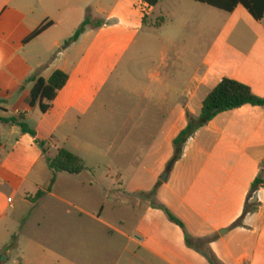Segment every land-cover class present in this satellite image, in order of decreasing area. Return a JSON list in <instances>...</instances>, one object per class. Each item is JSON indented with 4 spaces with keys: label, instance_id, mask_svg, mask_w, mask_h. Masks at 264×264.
I'll use <instances>...</instances> for the list:
<instances>
[{
    "label": "crops",
    "instance_id": "obj_1",
    "mask_svg": "<svg viewBox=\"0 0 264 264\" xmlns=\"http://www.w3.org/2000/svg\"><path fill=\"white\" fill-rule=\"evenodd\" d=\"M79 1L80 11L88 15L90 23L104 17L105 10L96 8L95 0ZM115 1L111 10L121 9V0ZM173 5L171 0H160L148 8L140 0L130 4L127 16L119 21L132 35L141 29L158 33L171 16ZM179 5L184 12L188 5L193 10L176 23L179 35L156 38L162 48H179L171 57L172 69L177 70L167 71L169 56L160 52V68L145 75L142 93L130 91L136 105L128 109L126 123L116 124L118 133L121 129L126 134L108 142L107 152L113 155L103 174L114 182L106 193L114 203L112 209H127V216L118 217L113 224L102 218L103 205L109 197L94 213L85 210V197L80 204L59 199L76 212L64 218L65 234L70 240L80 241L89 237L98 240L105 234L109 245L104 248L113 255V264H212L209 257L215 264H264V108L244 106L217 115L188 139L180 159L165 173L173 157V141L187 126V114L198 117L203 101L222 79L242 84L264 100V19L255 21L241 6L228 14L190 0H179ZM53 8L62 16L67 35L51 45L39 43L31 54L27 51L30 44L56 25L48 20ZM70 12L71 0H0V93L6 99L19 95L23 82L33 73L48 81L54 72L61 71L67 75V83L51 107L41 113L45 115L54 107L71 79L66 61L59 62L80 44L88 28L76 42L60 51L63 40L70 35L71 29L66 26ZM40 15L43 22L39 21ZM45 23L51 26L23 44ZM94 50L98 52L97 47ZM54 51V63L44 68ZM114 54V49L99 52L98 63L109 64ZM104 76L93 70L79 90L66 91L70 98L59 126L80 123L82 119L84 125L76 137L65 138L61 147L50 141L47 147L41 144L39 151L38 145L29 144L28 135L17 126L0 123V263L9 264L15 253L18 264H25L22 237L29 225L39 228L40 221L33 216L49 206L47 200L55 198L53 187L58 174L47 192L51 179L47 159H54L60 149H65L79 157L85 167L79 175L64 174L69 182H80L81 192L98 183L96 174L101 166L88 165L86 157L103 152L102 141L88 134L96 136L99 127L96 109L100 107L99 87ZM0 112L8 113L2 107ZM24 117L26 112L15 119L22 122ZM39 191L44 196L31 202L29 199ZM153 191V198H141ZM253 207L255 212L245 214V209ZM164 210L183 228L171 223ZM79 256L87 261L86 248L79 250ZM16 260L12 264H17Z\"/></svg>",
    "mask_w": 264,
    "mask_h": 264
},
{
    "label": "rangeland",
    "instance_id": "obj_2",
    "mask_svg": "<svg viewBox=\"0 0 264 264\" xmlns=\"http://www.w3.org/2000/svg\"><path fill=\"white\" fill-rule=\"evenodd\" d=\"M171 1L175 5L170 10L171 16L167 17L166 24L160 32L156 33L153 29H141L135 32L134 35L127 28H124L119 18H125L128 6L130 4H137L140 0H121V9L115 8L114 10H111V8L116 2L115 0L93 1L96 8L105 10V15L104 17L99 16L93 19L86 32L81 36L82 40L80 44L71 48L67 58L60 60L59 63L66 61L64 63L67 66L71 79L66 89L59 94L54 107L45 115L41 113L38 107L31 110L24 103L33 86L31 80L38 78L35 73L23 82V88L19 95L15 94L10 99H6L5 95L0 93V100L2 102L0 107L8 111L6 115L0 112V116L16 118L17 116L24 115L26 112V117L22 119V122L26 124L29 130L34 132V136L28 135L26 139L29 144H37L39 151H41V144L47 147L50 141L57 142L61 147V142L65 138L68 136L76 137L80 126L84 125L82 119L80 123L74 122L73 125L67 123L59 126L60 120L63 118L66 110V102L70 98L69 95L67 96L66 91L73 93L79 90L82 83L86 80V76L93 70L97 69L98 72L100 71L102 75H105L104 79H102L103 84L101 83L99 87L101 97L98 103L100 107L98 106L96 109L99 127L97 128L96 136L91 133L88 134V137H97L102 141L100 149L103 152H100L102 156H99V154L97 157L91 155L86 157L88 165L100 164L101 170L96 174L99 181L97 184H94L93 189L88 188L86 191L81 192L80 182L72 184L69 182L70 180L68 179L70 178L67 175H57L58 178L53 187L55 198L47 200L46 203L49 202V206L37 210L33 216L34 219L40 221L39 228L29 225L22 237V251L26 258L25 264H64L65 261L75 264H113V255H109V252L107 253L104 248L105 245H109V241L106 237L104 238L105 234H103V238H99L98 240L91 237L81 241L68 239L65 234L64 218L73 216L76 212L64 205L59 199L64 200V198H67L72 202L80 204L81 198L85 197V210L94 213L99 208V204L103 203L102 200L109 197L103 205L102 218L113 224L118 217L127 216V209L119 210L117 207H115V210L112 209L114 203L111 196L106 193L114 182L110 178L106 179V176L103 174L104 168H108V165L111 163L113 155V152H107L108 142L112 138L122 137L126 134V130H123L124 133H121V129L118 133L116 124L118 121L120 125L127 122L128 109L136 105L133 93H142L146 81L145 75L160 68V52L169 56L168 61L170 63L168 62V65L170 67L167 71L177 70L172 69L171 57L176 52H179V48H162L157 43L156 38L158 36L175 38L179 35L176 23L179 22V19L186 18V16L189 17L193 10L188 5V8H186L187 12H184L180 9L182 5H179V0ZM81 5V1L71 0L70 23L66 24L67 27H70L71 31L70 35L63 40L65 43L60 48V51L70 46L67 45L68 40L74 35L80 23L84 20L85 16L80 11ZM54 8L50 11L51 15L48 17V20L56 23L55 27L44 34L39 40L30 44L27 51H30L31 54L35 51L34 49L38 48L39 43L45 42L44 44L47 45L48 43V45H51L54 40H62L61 38L67 35L64 30L65 22L62 16L54 13ZM112 13L114 14L113 16ZM87 16L85 19L88 18ZM40 20H44L42 15L39 16ZM66 22H68L67 19ZM95 47L98 49L97 53L94 50ZM88 49L94 51L92 53H85ZM112 49H114L115 54L113 57L111 56L109 64L106 61L100 65L97 57L99 52H106ZM54 57H56V51L53 52L52 60L49 59L44 62V68L54 63ZM56 63H58V60ZM112 65L114 66L113 68L111 67ZM130 91H133V93ZM113 124L115 125L114 127ZM72 130H75V132L72 133ZM66 189H69L68 194H66ZM8 197L11 198V195H8ZM30 246L33 248L30 249ZM85 248L88 253L86 262L83 259L81 260L79 256V250H84ZM16 256L15 253L11 254L12 261L16 260ZM5 258H8V256L6 255ZM12 261L9 264H12ZM16 263L18 264V259ZM0 264L7 263L3 261Z\"/></svg>",
    "mask_w": 264,
    "mask_h": 264
},
{
    "label": "trees",
    "instance_id": "obj_3",
    "mask_svg": "<svg viewBox=\"0 0 264 264\" xmlns=\"http://www.w3.org/2000/svg\"><path fill=\"white\" fill-rule=\"evenodd\" d=\"M148 8L155 7L160 0H141ZM196 3L207 5L211 8L217 9L225 13H231L237 6L243 7L247 13L255 20L261 21L264 19V0H190ZM90 25V20L86 18L74 35L68 40L67 45H70L78 40L84 33L85 28ZM51 26V23H45L34 30L25 40L23 44H27L41 35ZM68 77L61 71H56L52 74L48 81L41 78L33 79V87L30 90L29 96L26 100L28 108L33 109L39 107L42 113H45L50 107L59 91H61L66 83ZM45 103V104H43ZM244 106L261 107L264 108V100L255 97L251 90L237 82L222 79L219 84L208 94L202 103V108L198 117L193 118L187 114V126L173 141V157L168 163L165 173L168 174L174 163L180 159L185 143L191 138L197 130L205 126L217 115L239 109ZM0 123L4 125L17 126L22 134L34 136V132L15 118L1 119ZM47 168L51 173L50 184L47 192H50L51 187L55 183L57 174L79 175L85 170L83 161L65 149H60L54 159L46 160ZM258 184L256 181L253 184L254 190ZM44 196V193L39 191L31 202H37ZM154 191L148 195H141V198L149 200L153 198ZM154 204V203H153ZM156 206V205H154ZM160 208L159 206H156ZM256 211V207L245 209V214ZM167 219L176 226L183 228L182 224L176 220L170 213L164 210ZM236 223L235 226H238ZM15 238L12 239L11 246ZM187 244L191 246L190 241ZM212 264H215L213 259L209 257Z\"/></svg>",
    "mask_w": 264,
    "mask_h": 264
},
{
    "label": "built area",
    "instance_id": "obj_4",
    "mask_svg": "<svg viewBox=\"0 0 264 264\" xmlns=\"http://www.w3.org/2000/svg\"><path fill=\"white\" fill-rule=\"evenodd\" d=\"M8 202H10V201H8Z\"/></svg>",
    "mask_w": 264,
    "mask_h": 264
}]
</instances>
